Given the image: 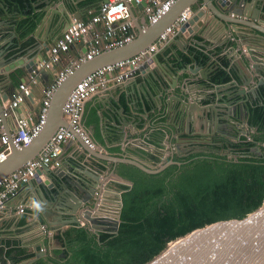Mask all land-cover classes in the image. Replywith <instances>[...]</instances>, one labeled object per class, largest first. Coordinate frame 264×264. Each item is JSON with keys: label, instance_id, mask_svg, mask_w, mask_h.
Listing matches in <instances>:
<instances>
[{"label": "crops", "instance_id": "obj_1", "mask_svg": "<svg viewBox=\"0 0 264 264\" xmlns=\"http://www.w3.org/2000/svg\"><path fill=\"white\" fill-rule=\"evenodd\" d=\"M44 1L46 0H27L21 6L19 3L9 4V0H0V20L5 22L0 25V37L2 38L0 45L3 47L8 41L17 43L18 47L15 49L28 62V65L34 61L36 56L41 61V54L38 55L37 53L38 49L44 47L45 42L50 47L65 30L64 24L68 21L63 13L66 12L71 18H73V13L80 18H87L89 11L98 8L104 0H53L51 6L45 4ZM248 1L246 0V2ZM255 5L264 11V0H252L250 9H253V12L257 10ZM28 7L30 10H26ZM210 7L212 6L206 5L203 0H198L193 5L194 12L199 8L206 11L207 23L205 22L204 29L199 28L195 34L194 32L192 35L186 33L182 39L176 36L177 40L172 44V47L177 51L179 59L172 55V50L169 49L171 45L169 47L161 46L155 52L160 62L169 63L174 71L176 75H174V83L177 82L176 93H180L181 87L188 82L191 83L190 88L196 97L205 98L207 92H213V89H204L200 86L201 84L204 85L202 75L208 74V66L212 61L219 66L218 70L221 71L222 76L226 77L225 82H232V78L237 77L235 69L231 68V64L234 58L237 60L240 58L237 55L234 57L236 51H241L239 47L234 50V46H237L236 43L239 40L243 39L244 50L246 45L255 51L264 49L259 43L264 44V37L258 36L259 30L246 24L230 21L229 23L225 21L227 28L220 20L214 23V16L209 11L210 9L215 10L223 17L226 16ZM46 8H50V14L37 27L35 20L40 21L42 19V10ZM131 10L138 35L136 23L139 22L141 28H146L147 16L144 6L140 8L132 5ZM58 12L62 14L63 18L57 14ZM52 16L60 22L59 25L53 26ZM227 19L231 20L230 17ZM32 23L34 24L32 31L25 33L26 26ZM261 24L264 26V22ZM188 38L191 39L187 41ZM88 45L89 37L73 44L69 51L61 55V59L55 64L54 69H44L45 73L37 82L29 81V79L24 81L17 79L9 91L8 99L3 102L4 108L9 105L11 93L19 88L20 83H27L31 92L20 104L16 114L13 113L7 119L2 120L0 134L2 131L12 132L16 126L17 117H32V119L38 117L42 107L44 90L47 85L53 82L57 70L66 66L71 58H76L85 53ZM11 53H7L6 56L8 57ZM42 55L47 58L48 49L44 50ZM261 59L264 60V57ZM195 61L197 62L196 65ZM186 64H188V68L184 70ZM154 66L158 67L156 58L150 64V69L139 70L135 78L123 83H112L106 92L96 94L85 102L82 123L96 142L98 146L96 151L113 156L139 158L154 167L153 160L155 157L162 161L168 154L169 140L177 143L179 131L170 124L172 116L166 113L165 106L160 104L159 94L156 90L146 92L143 89L145 75ZM158 69L162 72V65ZM230 70L233 74L230 73ZM14 73L19 78L24 76L21 68H18ZM14 73H11L12 77ZM5 80L7 77L1 74L0 84L3 85ZM170 97L174 98L172 106L175 108L179 104V100L173 96V92ZM211 97L214 98V94L209 95L203 103L211 102L209 99ZM154 101L158 106L155 105ZM64 118L67 122V118L65 116ZM233 122L238 124L236 121ZM155 141H158V144L154 143ZM163 143L166 145L163 146ZM84 145L78 139L65 142L61 153L62 164L55 169H61L64 175L72 178L73 181L84 180L83 177L90 176L88 170L97 173L102 183L99 193L102 199V213L114 218L119 202L117 190L122 182H131L121 175L120 167L123 163H114L93 156ZM38 178L39 180H34L33 184H29V182L22 184L17 195L9 200L5 210L0 213V250L4 256L7 253L11 257L16 253L33 252L36 250V245L41 241H44L46 251L55 247L60 248L62 246L57 242V237L72 227L64 224L65 221H62L57 205L53 206L47 199L41 197V184L53 179L45 171ZM19 205H24V212H18ZM50 220L54 222V227L49 226ZM47 248L49 249L47 250Z\"/></svg>", "mask_w": 264, "mask_h": 264}, {"label": "water", "instance_id": "obj_2", "mask_svg": "<svg viewBox=\"0 0 264 264\" xmlns=\"http://www.w3.org/2000/svg\"><path fill=\"white\" fill-rule=\"evenodd\" d=\"M52 1L53 0H46L44 2L49 6ZM197 1L198 0H177L173 4L171 10L156 23L149 24L146 28H141L139 22H137L136 26L139 32L132 42L121 47L103 51L92 60H88L77 67L53 93L47 122L39 135L36 136L27 146L21 148L12 146L11 152L7 158L0 162V178L21 167L27 161L36 158L57 129L61 125H67L64 118V103L75 85L82 78L101 67L130 58L148 48V46H150L159 35L177 19L185 8H193V5ZM203 1L206 5L210 4L213 8L226 16L223 17L215 10L210 9L209 11L214 16V23L220 20L224 24L225 21L228 23L230 21L232 23L246 24L259 30V37H264V26L261 24L264 22V11L260 10V8L255 5L257 10L253 12V9H250L252 0H249L248 2H246V0ZM132 5L142 8L146 5V2H132ZM6 9H8V7H6ZM26 10H30V7ZM49 10L50 8L42 10V19L40 21L37 19L35 20L37 27H39L45 17L50 14ZM69 13H71V10H69ZM57 14L63 18L60 12ZM63 15L64 17H67L68 21L64 24V28L66 29L71 24L72 18L67 15L66 12L63 13ZM73 16L80 18L74 13ZM227 17H230L232 21L228 20ZM206 19V11L203 8H199L182 26L177 34L167 40L165 47L171 45L169 49L172 50V55L175 58L179 59V56L177 51L173 49L172 44L176 42L177 38L182 39L185 37L186 33L192 35V32L195 34L199 28L204 29L203 27L205 26ZM3 21L4 20H0V25L5 23ZM52 22L54 23L53 26L55 24H60V22L54 17L52 18ZM251 22L253 24H250ZM225 27L227 28L228 26L225 24ZM191 38H188L187 41ZM1 40L2 38L0 37V42ZM259 43L264 47L263 43ZM236 44L237 46H234V50L239 47L241 51H236L234 57L237 55L240 56V58L239 60L234 58L231 68L235 69L237 77H233L231 80L232 82H225L226 78H224L221 71L218 70L219 66H217L214 61L210 62L208 66V74L202 75L204 85L201 84L200 86L204 89H213V92H205V98L195 96L190 88V82L187 84L185 83V86L181 87L180 93H176L177 82L174 83L175 73L169 63L160 62L157 53H146L148 61L141 67V69H150V64H152L154 58H156L158 67L162 65V72L158 71V67L154 66L152 70L145 75L143 89L146 92H148V90H156L159 94L158 98L160 104L165 106V112L172 116L170 124L175 127V130L178 129L179 131L177 143L183 141L180 136L182 135L181 127L184 123L187 124L189 129L197 122L202 123V125H206V123L211 125L212 122L217 124L219 120H222L223 113L226 114V119L229 122H231L232 119H237L243 122L246 121L244 120V113L247 112V109L245 108L246 104L254 99L263 98L264 60L261 59V57H264V49L260 47L262 50L255 51L250 48V46L246 45L244 50L243 39L239 40ZM4 45L5 46L3 47L0 45V75L4 74L7 77V80L4 81L3 85L0 84V116L3 119H7V117L4 116L3 102L8 99L9 91L15 85L17 79L21 81L27 79L31 81V79H35V82L41 80L40 77L45 73V70L41 69L36 71V66L39 62L45 59L42 52L49 49V47L47 46V42H45L44 47L42 46L37 51L38 55L41 54L40 59L42 60L39 61V59H37L38 56H36L34 61L28 65V62L22 58L23 56L19 55L16 51L17 49L15 48L18 47L17 43L8 41V43ZM182 49H184V47H182ZM9 52L12 53L7 57L6 54ZM196 64L197 62L195 61V65ZM18 68H21L24 73V76L21 78L14 73ZM187 68L188 64L184 66V70ZM11 73H14L13 77L11 76ZM230 73L233 74L231 70ZM49 86L50 85H47V87ZM230 90L231 92L228 93ZM172 92L173 96L179 100V104L175 108L172 106L174 98L170 97ZM212 94H214V98H209L211 99V102L203 103V101L208 99L209 95L211 96ZM163 98H165L164 101ZM262 102H264L263 99ZM246 132L247 131L244 129L243 133L246 134ZM76 139L84 144L79 136H77ZM168 143L170 144V147H174L172 141L169 140ZM165 145L166 144L163 143V146ZM84 147L87 151H91V155L93 156L114 163L131 164L147 173H159L169 165L175 163L173 160H170L159 164L158 167H153L139 158L107 155L96 150L92 151L87 145H84ZM176 147L178 148V146ZM257 150L260 151V148ZM44 171L47 172V175L53 180L41 184V197L47 199L53 206H58L57 210L62 221H65L64 224L70 226L85 225L97 235H99L108 224L112 225L113 232L118 231L120 214L123 206V189L119 188L117 190L119 206L117 208L116 218L111 219L110 216L102 213V199L99 195L102 183L100 176L97 173L88 170L90 176L87 175L83 177L84 180L78 179V181H73L72 178L65 176L61 169H55L43 165L38 169L37 176L31 180L29 184H33L34 180H39L38 177ZM121 184L131 185V183L126 182H122ZM54 225V222L50 220L49 226L54 227ZM57 242L60 246L63 245L62 241L58 238ZM43 247L44 241H41L36 245V251H40L37 256L38 258L46 256L47 254L46 249L42 250ZM35 260L36 258H32L28 263ZM144 264H264V203L242 218L218 220L202 227H197L190 232L175 238L170 241L159 254Z\"/></svg>", "mask_w": 264, "mask_h": 264}, {"label": "trees", "instance_id": "obj_3", "mask_svg": "<svg viewBox=\"0 0 264 264\" xmlns=\"http://www.w3.org/2000/svg\"><path fill=\"white\" fill-rule=\"evenodd\" d=\"M26 1L9 0V4L23 6ZM33 28L34 24H29L24 32ZM262 99L246 104L247 132L229 141L231 157L219 153L226 149L224 145L215 148L218 152H201L198 158L171 164L159 173L123 163L121 175L131 185L119 186L124 191L118 231L96 235L87 226H72L59 236L69 253L60 264H144L175 238L218 220L242 218L262 205ZM153 162L158 167L165 160L155 157ZM54 261L42 258L35 264L58 263Z\"/></svg>", "mask_w": 264, "mask_h": 264}, {"label": "built area", "instance_id": "obj_4", "mask_svg": "<svg viewBox=\"0 0 264 264\" xmlns=\"http://www.w3.org/2000/svg\"><path fill=\"white\" fill-rule=\"evenodd\" d=\"M144 1L146 2L144 10L148 26L156 23L169 12L177 0H104L98 8L89 11L87 18L73 16L71 24L49 47L47 58L39 62L36 71L53 69L61 59V55L69 51L73 44L89 37L87 50L82 55L71 58L66 66L57 70L53 82L44 90L42 107L36 119L17 117L16 126L11 133L2 131L0 134V162L7 158L12 146L17 148L27 146L39 135L47 122L53 93L77 67L92 60L101 52L124 46L137 37L130 8L132 2L142 3ZM193 14V8H185L148 48L130 58L106 65L87 74L75 85L64 103V116L67 118V125H61L57 129L36 158L27 161L21 167L0 178V213L5 210L9 200L17 195L21 185L30 182L37 176L39 168L43 165L51 168L61 166L63 144L68 140H76V137L79 136L90 149H98L96 142L82 123L85 102L96 94L106 92L112 83L120 84L135 78L141 67L148 61L146 53H155L161 46H164L167 40L175 36ZM31 80L35 82V79ZM30 92L31 88L27 83H20L19 88L11 93L9 105L4 108V116L9 117L13 113L16 114L18 107ZM2 120L3 118L0 116V123ZM24 210V205L18 206V212H24ZM42 250H45V247Z\"/></svg>", "mask_w": 264, "mask_h": 264}, {"label": "flooded vegetation", "instance_id": "obj_5", "mask_svg": "<svg viewBox=\"0 0 264 264\" xmlns=\"http://www.w3.org/2000/svg\"><path fill=\"white\" fill-rule=\"evenodd\" d=\"M263 93H264V89H263ZM246 109H248V106ZM247 115H248V110L246 113H244V120L246 121L243 122L237 119H232L231 122L236 121L238 122V124L235 122L233 123L229 122L226 119L225 113H223L222 115V120H219L217 124L212 122L211 125L209 123H206V125H202V123L197 122L198 124L194 123L189 129L187 127V124L184 123L181 127L182 135L180 136V138H182L183 141L179 143L172 142V145L174 144L173 145L174 147H170L168 154L165 155L163 159L165 160V162L173 160L175 163H179V164L187 163L190 162L191 160L198 158L200 156L198 154L201 152L202 153L216 152L217 151L215 149L216 147H221L224 145L226 146V149L221 150L219 153L229 154L230 157L233 156L232 153H230L229 148H231V145L229 144V141L231 139H235L239 134H245L243 133V130L246 129L248 126ZM176 146H178V148ZM171 148L174 149L172 150ZM176 157L180 158L181 161L180 160L175 161ZM108 225L102 232H113L112 226L110 225L108 226ZM91 231L94 233L93 230ZM57 238L60 239L59 237ZM62 244L63 245L60 248H56V247L52 249L47 248V250L48 249L49 250L47 251L46 256H41L39 258L37 256L40 251H36V250H34L33 252L26 251L24 253H16L11 257L9 255L4 256L3 252L0 250V264H35L36 261L42 258L46 259L49 257H52L53 260L58 262L57 264H60L62 262H65L69 254L63 241ZM32 258H36V260L31 263H28L29 260Z\"/></svg>", "mask_w": 264, "mask_h": 264}, {"label": "bare ground", "instance_id": "obj_6", "mask_svg": "<svg viewBox=\"0 0 264 264\" xmlns=\"http://www.w3.org/2000/svg\"><path fill=\"white\" fill-rule=\"evenodd\" d=\"M116 214V213H115ZM111 218V217H110ZM116 217H114V218H111V219H115Z\"/></svg>", "mask_w": 264, "mask_h": 264}, {"label": "rangeland", "instance_id": "obj_7", "mask_svg": "<svg viewBox=\"0 0 264 264\" xmlns=\"http://www.w3.org/2000/svg\"><path fill=\"white\" fill-rule=\"evenodd\" d=\"M246 130V129H245ZM117 206H119V202H118V205Z\"/></svg>", "mask_w": 264, "mask_h": 264}]
</instances>
